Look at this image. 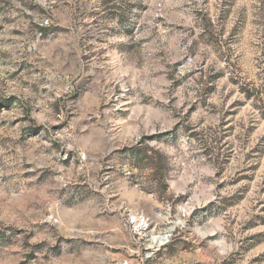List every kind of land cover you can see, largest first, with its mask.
Listing matches in <instances>:
<instances>
[{
    "label": "rangeland",
    "instance_id": "obj_1",
    "mask_svg": "<svg viewBox=\"0 0 264 264\" xmlns=\"http://www.w3.org/2000/svg\"><path fill=\"white\" fill-rule=\"evenodd\" d=\"M0 264H264V0H0Z\"/></svg>",
    "mask_w": 264,
    "mask_h": 264
},
{
    "label": "trees",
    "instance_id": "obj_2",
    "mask_svg": "<svg viewBox=\"0 0 264 264\" xmlns=\"http://www.w3.org/2000/svg\"><path fill=\"white\" fill-rule=\"evenodd\" d=\"M156 153L157 152L148 153L147 150L138 148L135 152H133L132 155L137 163L144 165L145 169L151 171V174H153L154 171H157L156 167L154 166Z\"/></svg>",
    "mask_w": 264,
    "mask_h": 264
}]
</instances>
